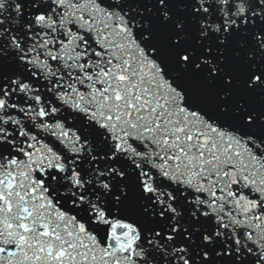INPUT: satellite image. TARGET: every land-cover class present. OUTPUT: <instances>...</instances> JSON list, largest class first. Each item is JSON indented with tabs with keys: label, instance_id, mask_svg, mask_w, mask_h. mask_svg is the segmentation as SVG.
Returning a JSON list of instances; mask_svg holds the SVG:
<instances>
[{
	"label": "snow or ice",
	"instance_id": "obj_1",
	"mask_svg": "<svg viewBox=\"0 0 264 264\" xmlns=\"http://www.w3.org/2000/svg\"><path fill=\"white\" fill-rule=\"evenodd\" d=\"M0 264H264V0H0Z\"/></svg>",
	"mask_w": 264,
	"mask_h": 264
}]
</instances>
